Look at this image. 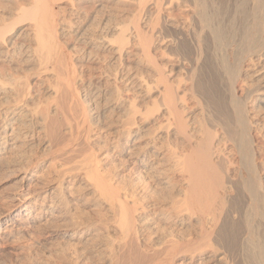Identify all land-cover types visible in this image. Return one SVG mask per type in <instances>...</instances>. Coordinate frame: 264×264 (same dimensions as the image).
I'll return each mask as SVG.
<instances>
[{
	"label": "bare ground",
	"instance_id": "obj_1",
	"mask_svg": "<svg viewBox=\"0 0 264 264\" xmlns=\"http://www.w3.org/2000/svg\"><path fill=\"white\" fill-rule=\"evenodd\" d=\"M81 1L0 24V249L68 219L96 264H264V0H95L90 28Z\"/></svg>",
	"mask_w": 264,
	"mask_h": 264
},
{
	"label": "rangeland",
	"instance_id": "obj_2",
	"mask_svg": "<svg viewBox=\"0 0 264 264\" xmlns=\"http://www.w3.org/2000/svg\"><path fill=\"white\" fill-rule=\"evenodd\" d=\"M16 1H18V0H16ZM20 1H22V2H20ZM20 1L18 2V5H17V3L14 0H0V24L5 23L6 20L7 21L9 20V18H14V16H15L14 14H16L18 12L17 9L19 10V7H23L27 2V0H20ZM94 1L95 0H83L79 4H75V5H77L75 8H77L79 5V7L77 8L79 10L76 9L77 12L79 11L78 12V16L80 17L79 21H81V23L83 21H85L87 26L89 25L88 26L89 28L91 25L96 23L95 18L97 16L94 14L96 11V8L93 5V4H95ZM102 1L103 0H98V2H102ZM115 1L110 2L109 4L107 3V1L102 2V4L105 3L108 5V7H110L109 11L106 10V11H108V14L110 12L111 13L116 12L115 9L119 10V11L117 10V12H120V13L123 12L124 14H129V12L131 13V11L134 9L135 1H133V0H132V2L134 3L133 5L130 4V3H132V2H130L131 0H129V1L128 0H122L121 2H118L119 0H117V2H115ZM15 3L17 6H15ZM21 3H23V4L21 5ZM60 3L58 4V7L62 8V9L60 8V11H61L60 16L65 17L66 16L65 14L70 12L69 9H71V8L66 6V3H67L66 1L62 2L61 4ZM114 6H116V7H114ZM118 7H120V9ZM65 11H67V12H65ZM81 11H82V13H81ZM76 15H73L72 18H74ZM82 18H84L85 20H83ZM92 18H93V21H92ZM91 21L94 23L88 24L89 22L92 23ZM86 24L84 23L83 25L86 26ZM1 72L8 73L9 75H16L19 73V70L14 68V67H9L5 64H0V73ZM46 94H47L46 96L49 99L50 93H46ZM46 96L44 97L45 98L44 100H46V98H47ZM46 151H48V150H46ZM48 152L41 150V151H38L35 154H33L30 157L31 159L29 158L31 161L28 160V163L31 164L29 166L33 167L37 162L40 165V167H42V169L44 170L46 168V166L51 162V159L53 160L54 156H55V154H53L51 151H48ZM32 161H34V163ZM74 162H75V160L72 162H69V164L67 166L72 167L74 165ZM32 163H33V165H32ZM80 176H77V178H76L77 179L76 181L78 182V184H82L81 179H82L83 175L80 173ZM17 178H18L17 174H14L13 171L12 172L5 171V172H2L0 174V195L2 194L1 196L12 191V189L15 187L14 185L17 181ZM89 200H90V196L88 195V193L85 192V190L81 191V194H80V196H78V200H77L78 205H72L70 207L69 211H70V213H72L71 217H73L74 219H75V217H77L76 219H79V220L83 219L82 221H86V222L87 221L90 222L91 219L92 220L96 219L95 218L96 213H95V211H93V207H91L90 203H88ZM65 222H68V219ZM65 222L63 221V222L57 223L55 225H47V227L42 226L41 228H39L37 230L38 232L37 231H35V233L33 232L32 233L33 235L30 233L32 236L29 234L28 235L29 237H25L24 240L17 241V243H13L12 241H10L11 244H10V242H8L9 244H5L3 247L1 246L2 249H0V254H1L0 255V264H96L97 261L93 260L91 255H88L89 253L86 252L84 247H83L84 249L79 248L80 251L79 250H77V251L80 253L83 251L84 254L83 253H81V254L83 256L86 255L85 258H83L82 255L78 252H77L78 255H74L73 251L70 250L67 247V245L64 244V242L66 243V240H64V239L62 240L61 238H59V234L61 232H63V230H61V229H64V227L60 226V225H63V224L65 225L66 224ZM58 224H60V225H58ZM48 226H51V227H48ZM58 226H59V228H58ZM60 227H61V229H60ZM40 229H42V230H40ZM64 252L68 256V258L71 260V262H70V260H62L61 256ZM79 254L81 256H79ZM87 257L93 261H91L89 259H88L89 260L88 261L86 259ZM98 264H99V262H98Z\"/></svg>",
	"mask_w": 264,
	"mask_h": 264
}]
</instances>
